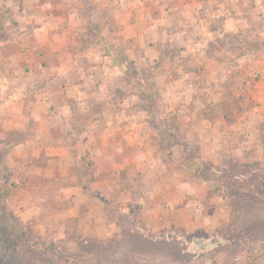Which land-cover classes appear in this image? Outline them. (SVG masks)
Masks as SVG:
<instances>
[{
	"label": "crops",
	"instance_id": "obj_1",
	"mask_svg": "<svg viewBox=\"0 0 264 264\" xmlns=\"http://www.w3.org/2000/svg\"><path fill=\"white\" fill-rule=\"evenodd\" d=\"M178 2L179 22L188 19L186 27L157 35L151 46L143 43L138 50L128 47L126 52L140 55L147 65L161 64V76L155 77V84L160 87L163 108L152 114L158 120L167 116L179 121L174 130L182 134V140L172 139L173 134L160 122L148 120L152 118L149 110L128 108L126 100L119 103V111L91 107L90 103L102 101L96 94L101 82L93 74L95 92H89L84 64L94 65L96 59L85 58L87 53L72 58V50L56 44L68 31L55 23L54 6L82 8L86 6L83 0H0L3 163L12 170L17 164L30 165V173L47 182L67 178L64 190L77 193L85 203L92 200L93 205L100 204L96 207L105 215L117 197H124L128 206L127 200L139 202L135 205L139 212L152 218L168 214L165 202L173 200L189 207L192 197L203 199L208 183L214 180L196 174L194 181L187 178L182 182L180 160L170 151L174 145L187 142L212 150L206 159L216 166L211 169L216 172L222 169V155L216 153L220 150L232 154L239 164L264 166V0ZM117 3L109 0L110 5ZM134 18L131 13L129 19ZM85 19L82 16L79 22ZM130 20L129 29L124 31L128 37L136 30ZM150 20L159 22L158 18ZM136 34L144 36L142 31L132 36ZM219 42L221 45L215 47ZM202 86L212 102V113L204 116L198 106ZM240 96L249 109L231 119L226 118L227 112L214 117L221 105L218 103ZM210 191L211 196L215 194ZM151 198L160 202L151 206ZM89 207L84 215L94 217L97 213ZM126 211L133 210L127 207ZM130 222L131 230L134 218ZM172 226L161 222V229ZM107 228L115 234L124 229L115 219H109ZM142 232L143 228L141 238L147 239Z\"/></svg>",
	"mask_w": 264,
	"mask_h": 264
},
{
	"label": "rangeland",
	"instance_id": "obj_2",
	"mask_svg": "<svg viewBox=\"0 0 264 264\" xmlns=\"http://www.w3.org/2000/svg\"><path fill=\"white\" fill-rule=\"evenodd\" d=\"M116 1L117 5H110L109 0H83L86 6L82 8L54 6L55 23L68 31L56 44L72 50V58L77 53H87L85 58L96 59L94 65L84 64L89 92H95L93 74L101 82L96 94L102 101L90 103L92 108L119 111V103L126 100L128 108L149 110L152 118L148 120L160 122L173 134L172 139L182 140V134L174 130L180 126L179 121L167 116L158 120L152 114L163 108L158 95L160 87L155 84V77L161 76V64L147 65L140 55L126 52L128 47L138 50L143 43L151 46L157 35L186 27L188 19L179 22V10L176 11L179 0ZM191 2L187 0L186 4ZM131 13L133 20L129 19ZM82 16L86 22L80 23ZM150 17L159 22H152ZM129 20L136 30L128 37L124 31L129 29ZM135 31H142L143 38L132 36ZM220 45L221 42L215 47ZM112 50L116 52L113 54ZM172 57L174 61L175 55ZM201 89L203 101L200 99L198 106L204 116L212 113V102H208L207 89ZM242 98L218 103L221 105L216 107L214 117L227 112L226 118L231 119L249 109ZM170 151L180 160L178 175L182 182L187 178L194 181L199 172L203 175L201 164L217 169L206 159L213 153L210 149L181 142ZM216 153L222 155V169L207 171L214 180L208 183L203 199L192 197L191 209L182 202H165L168 214L156 218L139 212L137 201L127 200L128 206L124 197H117L105 215L96 207L100 204L93 205L92 200L85 203L77 193L64 190L69 183L67 178L47 182L32 175L30 165L17 164L12 170L0 158V264H264V166L239 164L226 150ZM245 174L249 176H240ZM222 177L224 181L220 180ZM210 189L215 191L212 196ZM149 200L151 206L160 202L159 198ZM88 207L97 213L94 217L84 215ZM127 207L133 211H126ZM133 218L134 228L130 230ZM109 219L120 222L124 229L115 234L107 228ZM164 220L174 228L161 229ZM141 228L147 239L141 238Z\"/></svg>",
	"mask_w": 264,
	"mask_h": 264
},
{
	"label": "trees",
	"instance_id": "obj_3",
	"mask_svg": "<svg viewBox=\"0 0 264 264\" xmlns=\"http://www.w3.org/2000/svg\"><path fill=\"white\" fill-rule=\"evenodd\" d=\"M201 166L203 167V171H202L203 172V175H202L203 178H208L209 170H211L212 168L211 167H206L207 166L206 164H201ZM207 171H208V173H207ZM199 174H200V172H199ZM221 180L224 181L223 177L221 178ZM221 191H224V189L221 188Z\"/></svg>",
	"mask_w": 264,
	"mask_h": 264
}]
</instances>
